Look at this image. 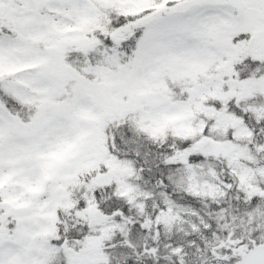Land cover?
I'll return each mask as SVG.
<instances>
[{
    "label": "snow or ice",
    "instance_id": "1",
    "mask_svg": "<svg viewBox=\"0 0 264 264\" xmlns=\"http://www.w3.org/2000/svg\"><path fill=\"white\" fill-rule=\"evenodd\" d=\"M0 264H264V0H0Z\"/></svg>",
    "mask_w": 264,
    "mask_h": 264
}]
</instances>
